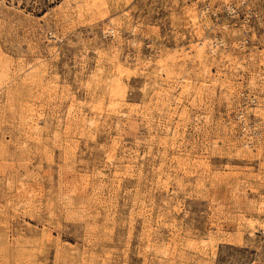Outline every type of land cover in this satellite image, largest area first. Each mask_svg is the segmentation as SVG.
<instances>
[{
	"label": "rangeland",
	"instance_id": "374dc122",
	"mask_svg": "<svg viewBox=\"0 0 264 264\" xmlns=\"http://www.w3.org/2000/svg\"><path fill=\"white\" fill-rule=\"evenodd\" d=\"M0 264H264V0H0Z\"/></svg>",
	"mask_w": 264,
	"mask_h": 264
},
{
	"label": "bare ground",
	"instance_id": "6f19581e",
	"mask_svg": "<svg viewBox=\"0 0 264 264\" xmlns=\"http://www.w3.org/2000/svg\"><path fill=\"white\" fill-rule=\"evenodd\" d=\"M112 21H113V20H112ZM113 22H114V21H113ZM113 22H112V23H113ZM112 23H110V24H112ZM113 24H114V23H113ZM114 26H115V25H114ZM111 27H112V26H111ZM116 27H117V25H116ZM107 30H108V29H107ZM112 31H113V29H112ZM116 31H117V30H116ZM199 44H202V43H199ZM211 46H212V45H211ZM203 53H204V52H203ZM203 53H200V56H201L200 58H201V59H204V58L206 59V56H203V55H202ZM204 54H205V53H204ZM208 60H209V59H208ZM208 60H207V61H208ZM124 64H125V62H124ZM117 66H118V65H117ZM119 66H120V65H119ZM119 66L117 67V70H118V73H119V74L116 73L115 78L112 79V83L115 84V86H116V84L118 85L119 82H120V80H121V77H120L119 75H120V73H121V71H122V70H121L122 68L119 67ZM120 70H121V71H120ZM165 83H166L165 80H163L162 83H161V85H162V86H165V85H164ZM120 84H121V83H120ZM120 84H119V85H120ZM166 84H167V83H166ZM170 84H171V83H170ZM113 86H114V85H113ZM168 86H169V85H168ZM122 87H123V86H122ZM165 87H166V86H165ZM118 88H119V87H118ZM120 89H121V88H120ZM167 89H168V88H166V90H165L166 94H168V92H169ZM116 90H117V89H116ZM111 91H112V90H111ZM113 91H115V90L113 89ZM113 91H112V92H113ZM112 92H110V93H112ZM165 92H164V93H165ZM114 93H115V92H114ZM112 94H113V93H112ZM112 96H114V95H112ZM116 96H117V95H116ZM166 96H167V95H166ZM110 98H112V97H110ZM168 98H169V97H168ZM170 98H171V97H170ZM113 99H114V98H113ZM111 100H112V99H111ZM111 102H112V101H111ZM169 103H170V102H169ZM259 104H260V103H259ZM113 105H114V104H113ZM112 107H113V106H112ZM116 108H117V106H116ZM112 109H113V108H112ZM173 110H174V109H173ZM174 111H175V112H178V111H176V110H174ZM115 112H117V111H115ZM170 112H171V111H170ZM175 112H173V113H175ZM185 112H186V111L183 110V113L186 115ZM241 113H243V112H241ZM170 114H171V113H170ZM243 114H244V113H243ZM171 115H172V114H171ZM180 115H181V114H180ZM182 115H183V114H182ZM241 116H242V115H241ZM242 118H243V117H242ZM92 120H93L92 118L87 119V121L90 122L91 124H92V122H93ZM244 122H245V121H244ZM36 130H37V129H36ZM177 130H178V129H177ZM182 134H183V133H182ZM248 146H249V145H248ZM204 240H205V239H204Z\"/></svg>",
	"mask_w": 264,
	"mask_h": 264
},
{
	"label": "built area",
	"instance_id": "2783aa9c",
	"mask_svg": "<svg viewBox=\"0 0 264 264\" xmlns=\"http://www.w3.org/2000/svg\"><path fill=\"white\" fill-rule=\"evenodd\" d=\"M108 34H109V35H113L114 32H112V31H108Z\"/></svg>",
	"mask_w": 264,
	"mask_h": 264
}]
</instances>
